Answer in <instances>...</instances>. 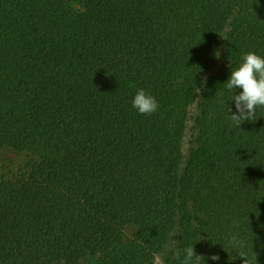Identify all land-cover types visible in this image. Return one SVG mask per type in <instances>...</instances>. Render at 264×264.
<instances>
[{
  "label": "trees",
  "instance_id": "1",
  "mask_svg": "<svg viewBox=\"0 0 264 264\" xmlns=\"http://www.w3.org/2000/svg\"><path fill=\"white\" fill-rule=\"evenodd\" d=\"M248 51L264 0H0V154L30 156L0 160V264H264V107L231 126L223 85Z\"/></svg>",
  "mask_w": 264,
  "mask_h": 264
},
{
  "label": "clouds",
  "instance_id": "2",
  "mask_svg": "<svg viewBox=\"0 0 264 264\" xmlns=\"http://www.w3.org/2000/svg\"><path fill=\"white\" fill-rule=\"evenodd\" d=\"M223 85L232 94L231 101L235 104V112L229 105L227 106V114L231 113L228 114L231 126L240 128L245 121H254L257 108L264 107V57L252 51L244 53L238 66L231 70L230 76ZM237 89L239 93L234 95ZM131 106L141 115H151L159 108L155 97L142 88L137 89ZM232 240L234 243L237 242L235 236ZM183 251L181 264H195L201 258L199 256L194 258L193 246L186 247ZM179 255L177 250V258ZM210 259L216 261L219 257L212 255Z\"/></svg>",
  "mask_w": 264,
  "mask_h": 264
},
{
  "label": "rangeland",
  "instance_id": "3",
  "mask_svg": "<svg viewBox=\"0 0 264 264\" xmlns=\"http://www.w3.org/2000/svg\"><path fill=\"white\" fill-rule=\"evenodd\" d=\"M221 52H223V47L221 46ZM29 154L24 151L14 152L5 151L0 154L1 163H6L8 170L17 171L20 168H24L26 161L29 159Z\"/></svg>",
  "mask_w": 264,
  "mask_h": 264
}]
</instances>
